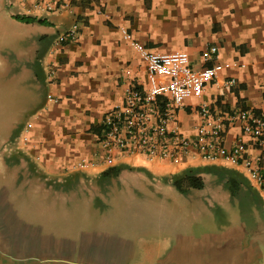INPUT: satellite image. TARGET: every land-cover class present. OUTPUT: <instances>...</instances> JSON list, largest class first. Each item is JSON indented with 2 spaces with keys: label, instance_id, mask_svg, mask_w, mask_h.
<instances>
[{
  "label": "crops",
  "instance_id": "0c3cea01",
  "mask_svg": "<svg viewBox=\"0 0 264 264\" xmlns=\"http://www.w3.org/2000/svg\"><path fill=\"white\" fill-rule=\"evenodd\" d=\"M124 32L193 69L233 62L184 101L183 133L199 102L264 111V0H0V264H264V182L220 160L103 161L104 116L146 85ZM204 166L202 188L170 183Z\"/></svg>",
  "mask_w": 264,
  "mask_h": 264
},
{
  "label": "built area",
  "instance_id": "2783aa9c",
  "mask_svg": "<svg viewBox=\"0 0 264 264\" xmlns=\"http://www.w3.org/2000/svg\"><path fill=\"white\" fill-rule=\"evenodd\" d=\"M72 37L70 31L56 42ZM124 37L145 63L146 85L128 92L123 102L104 116L100 135L103 161L114 164L134 157L173 165L188 159L220 160L240 168L249 180L261 186L264 182L260 153L264 143V111L236 109L215 113L206 102H199L192 135L183 133L179 126L178 110L184 101L200 98L205 85L233 62H214L193 69L185 50L150 52L131 34L124 32ZM208 50L211 55L216 46ZM233 124H238L241 132L228 147L224 133Z\"/></svg>",
  "mask_w": 264,
  "mask_h": 264
},
{
  "label": "trees",
  "instance_id": "16d2710c",
  "mask_svg": "<svg viewBox=\"0 0 264 264\" xmlns=\"http://www.w3.org/2000/svg\"><path fill=\"white\" fill-rule=\"evenodd\" d=\"M16 18L23 20V21H32L35 20L33 17L25 16V15H16ZM120 170L119 167H112L103 172V175L107 174H116ZM212 167H189L184 169L180 174L172 175L170 177V183L180 190L184 192L188 188H196L200 189L203 187V179L200 175L201 172H212Z\"/></svg>",
  "mask_w": 264,
  "mask_h": 264
},
{
  "label": "rangeland",
  "instance_id": "374dc122",
  "mask_svg": "<svg viewBox=\"0 0 264 264\" xmlns=\"http://www.w3.org/2000/svg\"><path fill=\"white\" fill-rule=\"evenodd\" d=\"M183 170H181L180 171V173L182 172ZM179 173V174H180ZM216 176L217 177H220L221 176V174H219V173H216ZM205 177H207L206 178V181H207V184H206V188H209V187H211L212 185H214V183H213V181H216L215 179L213 180V181H211L214 177L213 176H205ZM213 177V178H212ZM211 181V182H210ZM205 189V188H204ZM220 190H221V188H219ZM207 190V189H206ZM205 192V191H204ZM201 193H203V192H201ZM201 193H199V194H201ZM220 195V194H219ZM199 213H200V211H199ZM204 220H202V218H201V215L199 214V220H198V223H199V226H201L204 222H203Z\"/></svg>",
  "mask_w": 264,
  "mask_h": 264
}]
</instances>
